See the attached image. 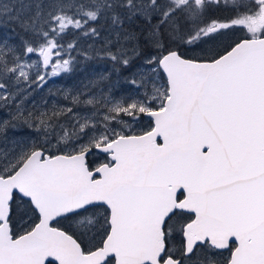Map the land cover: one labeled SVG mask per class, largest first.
Returning a JSON list of instances; mask_svg holds the SVG:
<instances>
[{
  "label": "snow or ice",
  "instance_id": "1",
  "mask_svg": "<svg viewBox=\"0 0 264 264\" xmlns=\"http://www.w3.org/2000/svg\"><path fill=\"white\" fill-rule=\"evenodd\" d=\"M0 31V264H264V0H0ZM78 57L133 93L37 108Z\"/></svg>",
  "mask_w": 264,
  "mask_h": 264
},
{
  "label": "trees",
  "instance_id": "2",
  "mask_svg": "<svg viewBox=\"0 0 264 264\" xmlns=\"http://www.w3.org/2000/svg\"><path fill=\"white\" fill-rule=\"evenodd\" d=\"M230 13L223 9H211L209 15L213 16H228ZM3 35H11L6 31H0V36ZM240 35L239 32H229L226 36L221 38L217 42L219 46H223L224 44L230 43L232 39H235ZM72 38L69 37V40ZM65 40V37H64ZM66 42V40H65ZM98 46V45H97ZM137 65L140 61L136 62ZM113 64L110 60L100 59L93 57L91 60H83L82 58H77V63L74 67V70L71 73L61 75L55 79H50L47 85L43 88V90H37L35 99L37 103V108L43 109L44 102L47 101V107L50 109L54 103H59L60 105L70 106L69 101H65L63 99V90L67 89H75L80 86L81 81H86L89 78H93L98 73H112V80L117 85V92L119 95H127L132 94L134 89L133 86L127 81L131 78V72L136 69L124 70L120 69L119 73L113 72ZM54 94V95H52ZM82 110V109H81ZM147 122H144L141 127H146ZM139 130V129H137ZM95 157L90 158L89 160H93ZM67 223V222H65Z\"/></svg>",
  "mask_w": 264,
  "mask_h": 264
},
{
  "label": "rangeland",
  "instance_id": "3",
  "mask_svg": "<svg viewBox=\"0 0 264 264\" xmlns=\"http://www.w3.org/2000/svg\"><path fill=\"white\" fill-rule=\"evenodd\" d=\"M69 37L70 38H72V35L71 34H68L67 36H65V40L66 41H68L69 40ZM89 43H92V41H90V40H88V41H85V40H81L80 41V45L82 46V47H84V46H86L87 44H89ZM34 59H35V57H33ZM78 58H80V57H78ZM68 74V73H67ZM62 75H64V74H62ZM55 78H57V77H53V78H51L52 80L53 79H55ZM36 95H37V93H33L32 94V96H33V101H32V103H34L35 105H36V107H37V103H36V99H35V97H36ZM31 106V105H30ZM24 135H28V133H23ZM13 135V133L12 132H9V136H12Z\"/></svg>",
  "mask_w": 264,
  "mask_h": 264
},
{
  "label": "flooded vegetation",
  "instance_id": "4",
  "mask_svg": "<svg viewBox=\"0 0 264 264\" xmlns=\"http://www.w3.org/2000/svg\"><path fill=\"white\" fill-rule=\"evenodd\" d=\"M90 158H93V157H89V159H90Z\"/></svg>",
  "mask_w": 264,
  "mask_h": 264
}]
</instances>
